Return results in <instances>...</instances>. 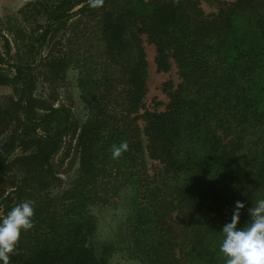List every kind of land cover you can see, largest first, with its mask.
I'll return each mask as SVG.
<instances>
[{
  "label": "trees",
  "instance_id": "16d2710c",
  "mask_svg": "<svg viewBox=\"0 0 264 264\" xmlns=\"http://www.w3.org/2000/svg\"><path fill=\"white\" fill-rule=\"evenodd\" d=\"M202 1L104 0L91 8L88 0H26L24 17L29 10L45 24L35 35L7 27L16 48L26 51L19 63L5 58L13 43L0 32L7 52L0 48V86L17 96L9 107L0 105V136L8 133L0 145V216L35 201L34 227L22 233L10 264H111L117 248L104 247L101 256L92 245V208L124 193L131 259L225 264L219 246L235 202L245 205L243 228L248 210L264 199V0H217L212 15ZM78 17L95 21L99 35L100 46L84 59L71 50L57 53ZM143 36L156 49L157 73L175 66L180 80L164 84L163 112L144 106ZM71 67L80 70L78 88L89 107L83 123L71 108L34 97L37 72L53 84ZM139 121L151 157L162 165L152 179ZM67 140L75 142L77 177L53 194L60 188L52 182L54 158ZM125 140L129 150L112 159L111 145Z\"/></svg>",
  "mask_w": 264,
  "mask_h": 264
},
{
  "label": "rangeland",
  "instance_id": "374dc122",
  "mask_svg": "<svg viewBox=\"0 0 264 264\" xmlns=\"http://www.w3.org/2000/svg\"><path fill=\"white\" fill-rule=\"evenodd\" d=\"M223 2H234L235 0H221ZM202 8L206 14L212 15L217 13V0H203ZM26 11V0H0V32L5 33L11 40L12 51L8 56H5L11 63H19L20 56H25V49L16 48L14 44V35L7 32V27H14L17 31L18 27H21L27 34L34 35L39 31V25H44V21L39 18V22H36L31 16L28 10V17H24L22 12ZM11 21L10 26L8 22ZM12 27V28H13ZM65 36L63 39V35ZM59 35L62 40V45L57 46V53L66 54L70 50L79 54L81 59L88 58L95 52V49L100 46L96 44L99 35L97 34V26L95 21H89L86 17H78L69 24V27ZM65 40V41H64ZM67 40H69L67 42ZM143 45L146 51L148 61V92L144 102L146 110L152 112H163L166 109V105L169 103V98L164 93V84L168 81H172L177 86L180 80L177 75V69L173 66L172 70L168 74H159L156 71L154 63L156 56V49L153 45L147 42V37H142ZM69 42L71 43L69 45ZM70 47L71 49H69ZM0 48L6 55L7 52L4 48L3 40H0ZM49 50H46L44 57L48 55ZM56 53V54H57ZM85 54V56H84ZM6 72L12 74L10 70L4 68ZM38 76V77H37ZM80 77V70L71 67L64 78L57 83L47 81L45 77H41L37 72L35 79H37V88L34 92V97L42 100H47L54 103L55 107L67 106L72 109L76 120L79 123H83L89 114L88 105L82 100L80 89L78 88V80ZM55 98V101H54ZM17 100V96L11 87L0 86V105L2 107H9L10 101ZM144 113V109L140 114ZM141 131V142L144 148V165L147 169V176L152 179L158 174L161 164L157 159H154L150 155L149 140L143 134L144 123L138 122ZM8 133L0 136V145L6 140ZM75 142L67 140L65 142L63 150L54 158V172L57 178L56 182H52L60 188H52L53 194L62 192L69 188L77 177L79 169V159L75 154L73 146ZM72 147V148H71ZM68 148H71V152L68 154ZM67 158L64 160V156ZM129 193H124L121 198L113 199L108 205H98L92 208V214L96 219V232L92 239V245L95 248L98 255L102 256L103 248L107 246H114L117 248V252L114 253L110 259L111 264H143L140 259H131L127 247L130 244V230L128 216L130 214L129 206Z\"/></svg>",
  "mask_w": 264,
  "mask_h": 264
},
{
  "label": "clouds",
  "instance_id": "9594fccd",
  "mask_svg": "<svg viewBox=\"0 0 264 264\" xmlns=\"http://www.w3.org/2000/svg\"><path fill=\"white\" fill-rule=\"evenodd\" d=\"M88 3L91 8H98L103 6L104 0H88ZM128 150L126 140L111 145L112 159L121 158ZM244 208L242 202H235L231 222L222 228L219 252L225 258V264H264V199L257 200L248 210L250 222L241 228L238 225ZM34 215L35 201L25 200L0 216V264H10L22 233L34 227Z\"/></svg>",
  "mask_w": 264,
  "mask_h": 264
}]
</instances>
